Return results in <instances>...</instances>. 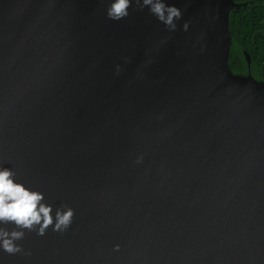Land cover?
Segmentation results:
<instances>
[{"label":"water","instance_id":"95a60500","mask_svg":"<svg viewBox=\"0 0 264 264\" xmlns=\"http://www.w3.org/2000/svg\"><path fill=\"white\" fill-rule=\"evenodd\" d=\"M110 2L0 0V166L73 210L0 264H264V80L231 66L252 1L167 0L174 31Z\"/></svg>","mask_w":264,"mask_h":264},{"label":"clouds","instance_id":"9594fccd","mask_svg":"<svg viewBox=\"0 0 264 264\" xmlns=\"http://www.w3.org/2000/svg\"><path fill=\"white\" fill-rule=\"evenodd\" d=\"M133 2L142 8L147 7L169 31L175 30V21L180 19L181 11L168 4L167 0H111L107 8L108 18L123 19L129 14L128 10ZM184 28H187L186 23ZM72 217L71 208L53 210L44 201L43 193L16 180L11 168L0 166V225L15 226L10 231L0 227V249L9 254L20 252L22 249L16 242L23 239L24 230L36 229L38 234L43 235L51 225L53 230L63 231L71 224Z\"/></svg>","mask_w":264,"mask_h":264},{"label":"trees","instance_id":"16d2710c","mask_svg":"<svg viewBox=\"0 0 264 264\" xmlns=\"http://www.w3.org/2000/svg\"><path fill=\"white\" fill-rule=\"evenodd\" d=\"M249 1L252 2L230 13L233 34L231 66L236 72L244 71L241 53L244 47L253 58L252 74L264 80V0Z\"/></svg>","mask_w":264,"mask_h":264}]
</instances>
